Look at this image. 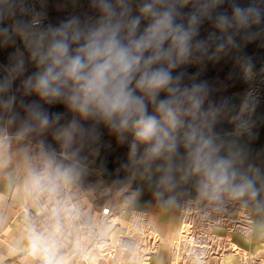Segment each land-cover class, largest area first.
<instances>
[{"label": "clouds", "instance_id": "obj_1", "mask_svg": "<svg viewBox=\"0 0 264 264\" xmlns=\"http://www.w3.org/2000/svg\"><path fill=\"white\" fill-rule=\"evenodd\" d=\"M262 25L264 0H89L88 12L55 24L46 0H0V167L13 141L50 133L57 147L41 139L23 178L26 192L48 196L85 170L89 153L99 156L106 131L127 147L116 169L130 190L125 208L144 185L164 208L240 204L250 238L264 230V161L251 148L256 74L237 55L250 87L219 104L202 74L259 38ZM30 248L41 264H64L39 233ZM205 260L192 254V264Z\"/></svg>", "mask_w": 264, "mask_h": 264}, {"label": "crops", "instance_id": "obj_2", "mask_svg": "<svg viewBox=\"0 0 264 264\" xmlns=\"http://www.w3.org/2000/svg\"><path fill=\"white\" fill-rule=\"evenodd\" d=\"M46 10L50 22L55 24L70 15L88 12L89 0H46ZM207 30L208 26L205 25L202 35ZM260 30L261 36L247 43L239 53L206 65L202 78L208 80L214 89L210 97L214 103L219 104L225 99L239 101L242 95L240 90L243 77L240 71L242 64L236 62V56L241 57L242 61L248 65L262 58L264 25ZM6 53L7 51L1 52L5 58ZM262 86V92H258L259 104L256 111L257 136L251 148L254 154H258V159L264 161V84ZM249 87L248 82V89ZM51 110L64 111L60 106ZM109 136L105 131L99 156L93 157L89 153L87 166L82 173L70 183L60 186L44 197H36L26 192L23 178L28 165L37 162L41 139L45 141L46 146L57 147L52 141L51 134L12 142L7 153L8 163L0 167V264H41V260L33 255L30 248V237L33 232L43 236L45 242L54 241L57 257L64 262L74 264L78 255L73 258L71 255L85 249L95 237L93 227L86 231H83L82 227L98 225L103 205L110 206L119 220L118 225L110 233L114 241L121 243L128 240L127 235L136 230L135 227L140 223V218L162 234L168 231L174 222L175 209L159 206L147 185H144L143 195L135 205L132 208H125L124 201L130 190L125 191L121 185L118 191L114 183L106 181L99 175L97 167L93 169L97 164L96 161H101L103 153L110 156L106 153L109 151H114L123 162L125 161L118 152L117 143L112 142ZM33 143L37 145L33 146ZM121 147L127 153V147ZM109 230L108 228L102 233H107ZM162 261L153 258L150 264H160ZM121 262L119 264H131V262Z\"/></svg>", "mask_w": 264, "mask_h": 264}, {"label": "rangeland", "instance_id": "obj_3", "mask_svg": "<svg viewBox=\"0 0 264 264\" xmlns=\"http://www.w3.org/2000/svg\"><path fill=\"white\" fill-rule=\"evenodd\" d=\"M4 62L6 58L0 52V63ZM249 66L256 74L257 92L261 93V85L264 84V47L262 58ZM188 71L194 73L197 69L189 67ZM240 71L242 76V68ZM246 90L248 82L243 79L240 91L243 94ZM109 138L116 142L114 137ZM116 145L120 156L126 159V150ZM101 161L97 160L93 169L97 167L100 170ZM114 184L119 191L122 183ZM174 209V222L164 234L140 218L136 230L127 235L126 243H119L124 256L118 254L114 264L121 261L150 264L153 258L163 260L160 264H192L194 252L206 258L205 264H264V230H257L250 238L241 235L242 230L251 228V223L249 211L240 204H228L219 213L202 207ZM243 224L245 229L242 228Z\"/></svg>", "mask_w": 264, "mask_h": 264}, {"label": "built area", "instance_id": "obj_4", "mask_svg": "<svg viewBox=\"0 0 264 264\" xmlns=\"http://www.w3.org/2000/svg\"><path fill=\"white\" fill-rule=\"evenodd\" d=\"M35 145L37 144L33 143V146ZM99 175L101 177L103 176V170H99ZM117 225V214L110 206L103 205L100 210L98 225L82 227L83 231L93 227L95 230V237L89 242L85 249H81L78 254L71 255V258L78 255V258H75L76 260L74 264H114V260L118 259V254L124 256V253H121V247L119 245L120 242L114 241L112 236L108 239H103L101 236V229L103 227H108L111 232H113ZM64 264L69 263L66 261Z\"/></svg>", "mask_w": 264, "mask_h": 264}, {"label": "trees", "instance_id": "obj_5", "mask_svg": "<svg viewBox=\"0 0 264 264\" xmlns=\"http://www.w3.org/2000/svg\"><path fill=\"white\" fill-rule=\"evenodd\" d=\"M110 156H106L105 153L101 156V170H103V177L112 183L121 184V179L124 177V173H117V167L123 162L113 151L106 152Z\"/></svg>", "mask_w": 264, "mask_h": 264}, {"label": "bare ground", "instance_id": "obj_6", "mask_svg": "<svg viewBox=\"0 0 264 264\" xmlns=\"http://www.w3.org/2000/svg\"><path fill=\"white\" fill-rule=\"evenodd\" d=\"M263 72H264V69H263ZM262 86V85H261ZM119 221V220H118ZM242 223H244V222H242ZM248 226V225H247ZM245 226H244V224H243V229H245L244 228ZM110 229V228H109ZM106 230H108V227H103L102 229H101V234H102V231H106ZM105 233V232H104ZM110 233H111V230H109V231H107V233H105V234H103V236H102V238L103 239H107V238H109V236H110ZM144 252V251H143ZM231 259V258H230ZM230 261H232V260H230ZM143 263V262H142Z\"/></svg>", "mask_w": 264, "mask_h": 264}]
</instances>
